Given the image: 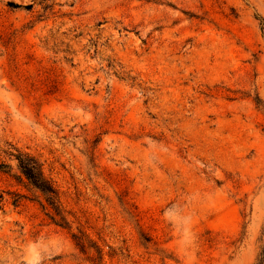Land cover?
Returning a JSON list of instances; mask_svg holds the SVG:
<instances>
[{
  "label": "rangeland",
  "instance_id": "obj_1",
  "mask_svg": "<svg viewBox=\"0 0 264 264\" xmlns=\"http://www.w3.org/2000/svg\"><path fill=\"white\" fill-rule=\"evenodd\" d=\"M263 234L264 0H0V264H253Z\"/></svg>",
  "mask_w": 264,
  "mask_h": 264
},
{
  "label": "trees",
  "instance_id": "obj_2",
  "mask_svg": "<svg viewBox=\"0 0 264 264\" xmlns=\"http://www.w3.org/2000/svg\"><path fill=\"white\" fill-rule=\"evenodd\" d=\"M14 157L17 161L18 168L27 182L45 196L48 206L54 211L55 215H58L60 209V194L51 179L45 174L42 162L35 155L23 151H18L14 154ZM57 224L62 225L61 223ZM73 239L75 240L76 246L83 252H85L88 246L94 248L96 252H100L96 245L86 246L85 241L76 239L75 235H73ZM88 241L91 242V240ZM253 264H264V241Z\"/></svg>",
  "mask_w": 264,
  "mask_h": 264
}]
</instances>
